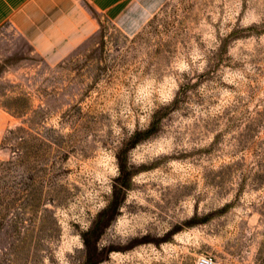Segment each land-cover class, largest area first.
Wrapping results in <instances>:
<instances>
[{
    "label": "rangeland",
    "instance_id": "obj_1",
    "mask_svg": "<svg viewBox=\"0 0 264 264\" xmlns=\"http://www.w3.org/2000/svg\"><path fill=\"white\" fill-rule=\"evenodd\" d=\"M47 63L0 28V264H264V0H147Z\"/></svg>",
    "mask_w": 264,
    "mask_h": 264
},
{
    "label": "crops",
    "instance_id": "obj_2",
    "mask_svg": "<svg viewBox=\"0 0 264 264\" xmlns=\"http://www.w3.org/2000/svg\"><path fill=\"white\" fill-rule=\"evenodd\" d=\"M147 0H0V28L8 25L47 63H57L98 29L101 18L134 28Z\"/></svg>",
    "mask_w": 264,
    "mask_h": 264
},
{
    "label": "built area",
    "instance_id": "obj_3",
    "mask_svg": "<svg viewBox=\"0 0 264 264\" xmlns=\"http://www.w3.org/2000/svg\"><path fill=\"white\" fill-rule=\"evenodd\" d=\"M196 264H217V263L211 257L202 256L197 259Z\"/></svg>",
    "mask_w": 264,
    "mask_h": 264
}]
</instances>
